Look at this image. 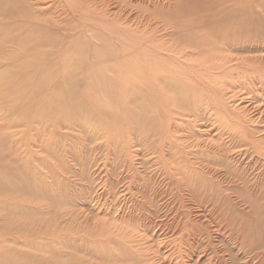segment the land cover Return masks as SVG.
Here are the masks:
<instances>
[{"label":"rangeland","instance_id":"374dc122","mask_svg":"<svg viewBox=\"0 0 264 264\" xmlns=\"http://www.w3.org/2000/svg\"><path fill=\"white\" fill-rule=\"evenodd\" d=\"M28 1L0 11V264H264V0Z\"/></svg>","mask_w":264,"mask_h":264},{"label":"bare ground","instance_id":"6f19581e","mask_svg":"<svg viewBox=\"0 0 264 264\" xmlns=\"http://www.w3.org/2000/svg\"><path fill=\"white\" fill-rule=\"evenodd\" d=\"M66 1V3L68 4V6H69V8L71 9V10H73V9H78V10H81V9H79L80 8V0H65ZM127 1V0H126ZM134 1H136V3L134 4ZM137 1L138 0H132V2H131V4L133 5V6H135L136 4H139V2L137 3ZM145 1V0H144ZM183 1L184 0H173V3L176 5V6H179L180 4H182L183 3ZM206 4L208 3L209 5H215V7H217V9L220 7V6H224L226 9L222 12V14H224L226 17H229V16H231V12H232V10L233 9H231L232 8V6H233V4H232V1L233 0H219V1H216V0H203ZM27 3L30 5V7H32L31 6V4H30V2L28 1V0H6V2H5V4L3 5L2 3L0 4V11L1 12H3V13H5L6 12V10H5V7L8 5V4H11V7H9V9L7 10V11H9L10 13H13L15 10V15L17 16V17H19L21 14L23 15V17H25V16H27V15H30V16H32L33 17V19H40V15H38V14H36L33 10H32V12H30V10H28V11H26V12H22V11H20V9H18V7H16L17 5H20V6H22V7H24V6H27ZM128 3V2H127ZM121 0L119 1V0H104V5L107 7V8H110L111 6H114V8L115 9H119L120 7H121ZM147 4V6L148 7H152V5H151V3L150 2H148V3H146ZM156 2L154 3V12L155 11H157V8L158 7H155L156 6ZM92 11H94V12H96L95 10H92ZM76 12V11H75ZM84 12V11H83ZM83 12H81V13H83ZM87 13V12H86ZM76 15H78V14H76ZM82 15V14H81ZM85 15V14H84ZM88 15V14H87ZM205 15V14H204ZM89 16V18H90V16H91V21L94 23V24H100L99 23V21H106V19H104V18H99L98 16H96V15H88ZM206 16V15H205ZM51 19H53V17H50ZM49 18V19H50ZM54 20V19H53ZM54 23H56V25H57V20H54ZM108 24H110V23H105V24H103L102 26H106V25H108ZM112 25V24H111ZM116 27V26H115ZM27 29L29 30V33H27ZM34 32H36V31H32V32H30V28H29V26H24V27H22L21 29H19L18 28V34H15V36H14V38L16 39V40H24L21 36H23V35H26V34H29V35H31V34H33ZM123 34V33H122ZM126 34V33H125ZM127 36H129L128 34H127ZM130 37V36H129ZM107 38V37H106ZM106 38H105V40H106ZM21 43L22 44H24L25 42H23V41H21ZM52 43H54V42H52ZM31 52H34L33 50H30ZM144 52V51H143ZM146 52H148V51H146ZM185 54V53H184ZM181 55V54H180ZM177 56V55H176ZM171 59V58H170ZM174 60V59H173ZM37 75H39V74H37ZM36 75V76H37Z\"/></svg>","mask_w":264,"mask_h":264}]
</instances>
